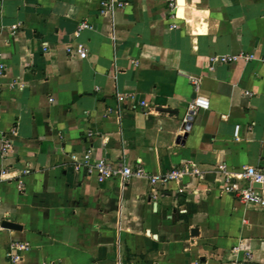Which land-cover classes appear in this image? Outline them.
<instances>
[{
    "label": "crops",
    "instance_id": "crops-1",
    "mask_svg": "<svg viewBox=\"0 0 264 264\" xmlns=\"http://www.w3.org/2000/svg\"><path fill=\"white\" fill-rule=\"evenodd\" d=\"M169 2L0 0V264L12 242L21 264H264V206L217 170L264 175V0ZM87 152L144 176L98 180Z\"/></svg>",
    "mask_w": 264,
    "mask_h": 264
},
{
    "label": "built area",
    "instance_id": "built-area-1",
    "mask_svg": "<svg viewBox=\"0 0 264 264\" xmlns=\"http://www.w3.org/2000/svg\"><path fill=\"white\" fill-rule=\"evenodd\" d=\"M103 8H107L108 4L103 3ZM174 7L173 0H170L168 3V9L171 12ZM16 27H12L15 30ZM90 25L83 21L76 26L74 31L75 35H78L82 30L90 29ZM45 50V48L43 49ZM67 54L72 57H78L80 59L86 58V51L83 46L79 43L67 47L65 49ZM237 58H243L245 61L251 60L252 55L246 53H240L236 56H214L211 57L212 63H220V64H228L234 61ZM3 66L0 65V75L3 71ZM195 92L197 91V84L194 82ZM122 97H119L118 100H122ZM208 106L207 101L200 96L195 97L191 103L189 104V110L192 109H206ZM238 128L235 127L233 136L237 137ZM10 135H14V130H11L9 135H6L1 140V148L0 152L2 155H5L11 149V142L9 140ZM76 162V160H75ZM75 169L79 167H84L86 169L87 174L95 173L98 180H103L108 177H118L121 179L122 183H128L134 177H143L144 173L140 168H136L134 170L130 169L127 166L120 167H112L108 163L103 161H95L91 158L89 152L85 153L82 156V161L80 163H75ZM217 170L219 173L223 175L222 181L224 184V192L232 194L239 201L254 205L264 206V175L254 167L247 166L244 167L239 173H228L225 170L223 164L217 166ZM200 171L198 169L186 166L182 167H174L170 169L167 173L163 175H155L150 176L149 180L151 183L157 182H172L181 179L184 176L192 175V176H200ZM241 180L243 182L242 187L238 185V181ZM28 250V246L24 243H16L12 242L8 244L6 251V263L7 264H21L22 255ZM230 264H250L247 262L239 263L237 261H233Z\"/></svg>",
    "mask_w": 264,
    "mask_h": 264
}]
</instances>
